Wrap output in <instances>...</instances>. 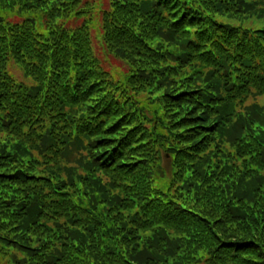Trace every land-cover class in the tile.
<instances>
[{
	"label": "trees",
	"instance_id": "trees-1",
	"mask_svg": "<svg viewBox=\"0 0 264 264\" xmlns=\"http://www.w3.org/2000/svg\"><path fill=\"white\" fill-rule=\"evenodd\" d=\"M0 264H264V0H0Z\"/></svg>",
	"mask_w": 264,
	"mask_h": 264
},
{
	"label": "rangeland",
	"instance_id": "rangeland-1",
	"mask_svg": "<svg viewBox=\"0 0 264 264\" xmlns=\"http://www.w3.org/2000/svg\"><path fill=\"white\" fill-rule=\"evenodd\" d=\"M113 64H117V65H120L121 66V63H116V62H112ZM13 72V74H14V76L18 79V80H21V81H29L28 79H26V78H24V76L22 75V73H21V71H19V70H14V71H12Z\"/></svg>",
	"mask_w": 264,
	"mask_h": 264
}]
</instances>
